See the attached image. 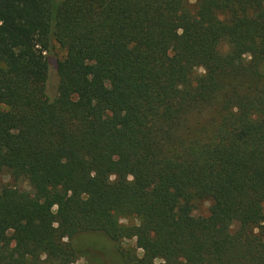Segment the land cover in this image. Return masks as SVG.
<instances>
[{
	"label": "trees",
	"instance_id": "16d2710c",
	"mask_svg": "<svg viewBox=\"0 0 264 264\" xmlns=\"http://www.w3.org/2000/svg\"><path fill=\"white\" fill-rule=\"evenodd\" d=\"M0 174V264H264V0H0Z\"/></svg>",
	"mask_w": 264,
	"mask_h": 264
},
{
	"label": "rangeland",
	"instance_id": "374dc122",
	"mask_svg": "<svg viewBox=\"0 0 264 264\" xmlns=\"http://www.w3.org/2000/svg\"><path fill=\"white\" fill-rule=\"evenodd\" d=\"M197 0H189V6H194ZM227 50L226 43H223L221 46V51L224 52ZM64 55V51L56 47L54 56L49 55V79L47 82V93L50 97L55 95L57 77L54 70V63L56 59H61ZM203 74V69L198 68L195 70V75ZM11 182L9 177L5 174H0V183H9ZM17 187L20 190L31 193L32 190L27 182L21 179L17 183ZM210 203L202 202L197 205L196 209L193 211V215L196 217H206L208 215ZM53 211H56V208H53ZM133 220V219H132ZM121 222L125 223L121 220ZM133 223L136 220L131 221ZM237 228L236 224H233L230 227V231L234 232ZM74 245L80 250L82 256H78L72 264H123L119 252L116 248V245L108 238V236L102 232H83L77 234L74 239ZM135 246V240H125L121 244L123 248H130ZM138 254L141 255V251H138ZM160 260H156V264H160Z\"/></svg>",
	"mask_w": 264,
	"mask_h": 264
}]
</instances>
